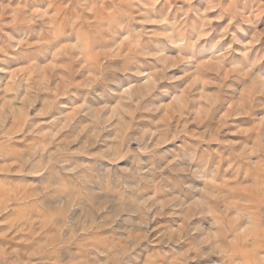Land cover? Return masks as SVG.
Here are the masks:
<instances>
[{"label": "clouds", "instance_id": "obj_1", "mask_svg": "<svg viewBox=\"0 0 264 264\" xmlns=\"http://www.w3.org/2000/svg\"><path fill=\"white\" fill-rule=\"evenodd\" d=\"M0 264H264V0H0Z\"/></svg>", "mask_w": 264, "mask_h": 264}]
</instances>
